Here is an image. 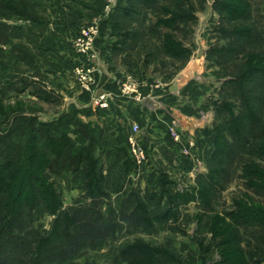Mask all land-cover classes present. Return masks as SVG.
<instances>
[{
	"label": "trees",
	"instance_id": "obj_1",
	"mask_svg": "<svg viewBox=\"0 0 264 264\" xmlns=\"http://www.w3.org/2000/svg\"><path fill=\"white\" fill-rule=\"evenodd\" d=\"M51 1L0 0V51L10 48L39 79H20L19 67L0 66V75L8 89L33 86L31 94L44 101L55 96L42 87L37 66V53L56 44L46 33ZM194 1L204 0H118L111 16L110 32L117 37L112 53L140 48L147 52L146 65L163 56L183 67L192 48L182 39L198 20ZM213 6L218 42L206 56L220 67L221 83L207 98L213 123L197 131L199 146L212 151L195 185L173 192L168 185L175 181L160 170L153 183L133 187L114 204L106 189L101 134L79 111L43 119L36 111L0 104V264H70L87 250L112 264H169L178 257L169 242L120 243V236L176 228L171 220L191 202L198 207L192 239L200 264H264V10L257 0H214ZM14 19L28 23L29 45L13 41L8 20ZM65 174L80 191L70 204L64 201ZM237 177L244 190L217 210Z\"/></svg>",
	"mask_w": 264,
	"mask_h": 264
},
{
	"label": "rangeland",
	"instance_id": "obj_2",
	"mask_svg": "<svg viewBox=\"0 0 264 264\" xmlns=\"http://www.w3.org/2000/svg\"><path fill=\"white\" fill-rule=\"evenodd\" d=\"M51 2H49L51 6L50 12L49 8L47 9V13L49 14L48 19L50 18L48 27L52 31L51 35L56 44L48 51L37 53L39 54L38 57L41 58L40 61L37 62V66L40 70L39 76L42 77V87L50 92V88H52L55 92L52 101H44L32 95L31 90L33 86L28 87L25 91L8 89L7 85H5L4 78L0 75V104L5 107L20 108L30 112L36 111L43 119L53 118L63 111L73 112L71 108L72 103H68L71 99L67 97L69 94L66 93L72 91L71 84H66V81H61L60 84L62 85H59L53 75L58 77L59 80H62V76L55 75L58 74L59 70H62L64 78L68 77L71 82L76 85L80 84V86H86L87 89L84 90L91 94L93 86L90 84L87 85V83L95 82L94 74L98 68V61H100L99 52L97 50L100 44L103 45L105 43L108 45L110 42L114 44L116 40V37H111L110 30L112 22L111 16L115 12L118 0H52ZM194 3L197 5L196 12L198 20L193 25V31L190 33V36L185 39H182V34L179 35L180 38L192 48L190 59L183 67H180L182 63H178V61L163 56H158V59H154L155 61L151 64L152 66L146 67L147 65H145L144 62L148 55H146L147 52L145 50L140 48L134 50L135 61L140 70L139 72H135V74L132 72L134 69L129 68V65L123 61L120 55L116 56L109 54L112 58L109 60L107 57H103L105 61L102 60L103 64L101 63L103 66L102 73L112 74L120 72V76L114 78V80L118 83L119 90L124 94H126L127 91L128 93L134 90L136 91L139 87L143 89V92L147 90V94L142 100L137 99V101L148 104L149 109H154L158 106L162 107L161 105L165 106L159 95L167 90L179 88L178 91L174 92L182 94L180 93L181 85L186 83L188 79H190L189 83L193 84L188 92H191L190 96H194V100H196L195 102L184 101L183 104L185 105L184 108L189 111L192 110L194 113L193 118L183 117L173 110H170V113L168 110L165 111V114L170 117V121L167 125L169 136L175 142H182L185 144V147L181 149V153L184 155L180 160L181 166H176L175 168L169 165L166 160L164 164H161L163 163V159L161 158V154L163 153L159 150L152 151L148 149L149 145L144 141V137L148 135L147 130L150 132L151 127H153L154 120L151 112H148L146 118L142 119L144 120L142 121L143 124L141 123L142 125L137 120H134L136 119L135 117H128V120L124 123L126 126L125 129L118 131V133L121 132L120 134L111 133V138L109 135V138H105V144L102 143L103 145H101L103 148H107L103 152L105 177L110 176L112 179L113 177H117V175H124L123 179L125 180L114 190L106 188L111 192L114 204H118L119 200L133 187L139 186L140 188H144L148 184V181H144V175L147 172V175L151 173L153 174L152 177L156 179L159 175V171L163 170L169 175L170 180L175 181L174 185H168V188L171 190L173 189V192H175L182 190L185 186L195 185L197 174L207 171V158L212 148L199 146L197 131L213 123L214 110L208 105L207 98L213 96L214 92L216 93V88L221 83L218 77L220 75V67L214 64L210 65L211 63L207 60L206 56L210 45L218 42V34L213 29L218 15L214 10V0H204L200 4L194 1ZM257 4L264 10V0H257ZM47 13L45 9L46 16ZM256 15H258V13H256ZM152 18V15L147 18L148 20L143 24L144 28L150 23ZM8 22L13 26L11 34L13 41L17 45L21 43L29 45V39L27 37H29L31 30L28 29V23L21 19L8 20ZM41 28L45 29V24H42ZM107 37L109 38L107 39ZM147 38H150V36ZM33 39L35 40V37ZM219 42H222V40ZM149 43H151V41ZM108 47H110V45H108ZM20 48L22 49L21 46ZM61 55L62 59L59 58ZM93 57H95L97 64H95L94 61L92 63L91 60ZM0 66L6 69L19 67L17 73L20 79L27 78L29 81V79L33 80L35 78L29 66L13 56L10 48L0 51ZM47 66L50 68L52 74H47ZM57 68L59 70H57ZM12 74L14 75V73ZM192 75L194 76L191 79L189 76ZM169 76H172L171 78L174 79L170 85L164 86L161 84L163 81H168ZM171 78L168 83L171 81ZM17 79L18 78H16V80ZM84 81H87V83ZM122 90H125V92ZM139 92L141 91L139 90ZM101 95H103L104 98ZM101 95H98L100 96L98 101H100L101 98H103L102 101H108L106 96L109 95ZM75 96H77V93ZM181 96V98H183L186 95ZM136 97H140L138 93ZM133 98L136 99L134 96ZM108 106L109 104L103 106V108ZM166 107L169 108L170 106ZM152 112H157V119H159L158 115L161 111ZM174 116L180 119V123H178L180 137L178 140L173 137L174 135L171 131V120ZM0 118L3 120V117L0 116ZM81 119L83 120V118ZM133 122H137L141 126V132L138 133V135L132 131ZM183 124L187 127L185 128ZM165 134V131H163V133H155V131H153L150 133L151 141L154 143L155 140L159 139V137L155 136H162L166 141L169 136ZM195 138L196 144L194 145L192 142L195 141ZM132 140H135L138 146L146 150L148 158L154 163L151 167H147L145 164H137L133 155ZM159 147L162 148L160 145ZM113 180H115V178H113ZM63 183L66 187L64 190V201L66 204H70L79 196L80 191L72 189L71 177L68 174L63 176ZM243 190L242 179L238 177L235 178L228 189L223 191L216 205L217 210H223L225 207H229L232 202V197L241 193ZM256 198L259 197L257 196ZM259 199L264 200L263 197ZM197 208V202H191L187 206L182 207L178 217L170 222L171 225L177 224L178 227L176 228L167 226L152 234H142L139 232L123 233L120 236L119 242L132 241L135 238H142L146 243L157 246H162L166 242H169L171 244L170 249L178 256L169 264H189V261H192V263L194 261V264H200L196 255L198 244L192 239L197 226L196 219H193L195 212H197ZM215 257L218 258L217 253ZM70 264H112V262L107 259L106 256H101L98 252L87 250L81 252Z\"/></svg>",
	"mask_w": 264,
	"mask_h": 264
},
{
	"label": "crops",
	"instance_id": "obj_3",
	"mask_svg": "<svg viewBox=\"0 0 264 264\" xmlns=\"http://www.w3.org/2000/svg\"><path fill=\"white\" fill-rule=\"evenodd\" d=\"M46 31L50 35V37L52 38L51 29L48 28V29H46ZM110 35H111V33H110ZM111 37L115 38L116 36L111 35ZM108 38L109 37H107V39ZM115 39H116L115 41H117V37ZM108 45H110V47L112 48L113 42H110ZM108 45L105 43L103 45L100 44V47L97 50L99 52L100 61H98V65H97L98 68L94 74L95 82L87 83V81H84L87 83V85L90 84L93 86V91L91 94L84 90V89H87L86 86L83 87L82 85L80 86V84L76 85V84L72 83L68 77L64 78V73H62V70L60 71L57 68V70H59L60 73L59 72H58V74L54 73L57 76L63 77L62 80H59L58 77L53 75V77L56 78V81L58 82L59 85H62V84H60L61 81H66V84L70 83L72 86V91L66 92L69 94V96H67V97H69L71 99V101L69 100V102H68V103H72L71 108L73 109V111H75V110L79 111L78 115L81 118H83L84 121H86V122L89 121V122L93 123V126L96 127L98 130V134H101V136H102L101 137V145L105 144V138L108 137V135L111 138V133H118V131H122L123 129H125L126 126L124 123L126 122V120H128L127 119L128 117L133 116L136 118L134 120H137L140 124L141 123L143 124L142 121H144V120H142V119L146 118L148 112H151L153 114L152 118L154 120L153 127H151L150 132L147 130L148 135L144 137V141L147 142V144L149 145L148 149H151L152 151L159 150L160 152L163 153V154H161V158L163 159V163L160 162L161 164H164V161L166 160V162L169 163V165H171L175 168H176V166H181L180 160L182 157H184V155H182V153H181V149H182V147H185V144L182 142H175L169 136V133L167 130V125L170 121V117H168V115L165 114V111L168 110V112L170 113V110L171 111L173 110V111L178 112L183 117L193 118L194 113L192 112V110L189 111L188 109L184 108L185 105H183L184 101H188V102H191V101L195 102L196 101V100H194V96H190L191 92H188L193 85L192 83H189L190 79H188L186 81V83L181 85L183 88L181 87L180 93H182V94L175 93L174 91L179 90V88H176L174 90H167L166 92H163L159 95L161 97L162 103L165 104V106L161 105L163 108L158 106V107H155L154 109H149L148 104H144L143 102L137 101V99L142 100V98L147 94V90H145V92H143V89L141 87H139V89H137L136 91L134 90L131 93H128V91H127L126 94H124L119 90V85L114 80V78L120 76V72H117L118 74L117 73H112V74L102 73V70H103L102 60L105 61L104 60L105 57H107L108 60L112 59L109 56V54L110 55H116V56L120 55L122 57L123 61L129 65L128 67L134 69L132 71V72H134V74H135V72L140 71L138 68L139 66H137L138 64L135 61L134 51L127 50V51L120 53V54H114V53H112V51H111L112 49L110 47H108ZM38 56H39V54H38ZM95 57H97V56H95ZM59 58L62 59V55L59 56ZM94 59L95 58H93L92 60H94ZM95 64H97L96 59H95ZM144 64H145V62H144ZM151 64H153V63H151ZM151 64H148L146 67L152 66ZM57 65H58V63H57ZM146 67H145V69H146ZM46 68H47V74H49V73L52 74L50 71V68L48 66ZM194 75L189 76V77L192 79ZM171 77L172 76L168 77V81ZM36 79H39V78L36 77ZM173 80L174 79L171 78V81L169 83H168V81H166V82L163 81V82H161V84H163L164 86L165 85L167 86V85H170V83ZM90 81H93V80H90ZM50 89H51V92L55 93L52 88H50ZM139 90L141 92H139ZM122 91L125 92V90H122ZM76 93H77V96H75ZM137 93H138V96H140L139 98L136 97ZM101 94L109 95V96H106L107 100H108L107 102L109 104V106L106 108L105 107L103 108V106L99 105L98 98L100 96H98V95H101ZM181 95H186V96L181 98L182 97ZM133 96L136 99H134ZM95 101H96V103H95ZM166 106H170V107L168 108ZM158 110L161 111V113L158 115L159 119H157V112L156 113L152 112V111H158ZM183 126L185 127L184 124H183ZM153 131H155V133H163V131H165L166 132L165 135L169 136L168 140L165 141L162 136L161 137L155 136V137H159V139L155 140V142L153 143L151 141V137H150V133H152ZM120 133H118V134H120ZM168 141H170V142H168ZM159 145L162 148H160ZM106 149L107 148H105V150ZM180 154H181V156H180ZM106 163H107V161H106ZM144 164L147 167H151V165H153L154 163L150 160V158H148ZM157 164H159V163H157ZM147 173H145L146 176L144 175V181L145 180L148 181V184L153 183L154 182L153 180H155V178L152 177L153 174L149 173V175H147ZM123 176L124 175H121V176L117 175V177L112 176L113 178H115V180H113V178L111 179L110 176H106V188L110 189V190H114L116 187H119L124 180Z\"/></svg>",
	"mask_w": 264,
	"mask_h": 264
},
{
	"label": "built area",
	"instance_id": "obj_4",
	"mask_svg": "<svg viewBox=\"0 0 264 264\" xmlns=\"http://www.w3.org/2000/svg\"><path fill=\"white\" fill-rule=\"evenodd\" d=\"M93 58H95V57H93ZM91 61L92 62L93 61L95 62V59L94 60H91ZM101 96L104 98L103 95H101ZM103 98H101V100L99 101V105L100 106H106L108 104L107 101H102ZM171 123H172V125H171V131H172V134L174 135L173 137L175 139L177 138V140H178V138L180 137V133L178 131V129H179L178 123H180V119L174 116L172 118V120H171ZM132 131L138 135V133L141 132V126H140V124L137 123V122H133V124H132ZM191 137H192V133H191ZM132 142H133V148L132 149H133L134 159L136 160L137 164L143 165L147 161V159H148L147 158L148 157L147 156V152H146V150L144 148L138 146L137 143L135 142V140H132ZM192 143L194 145L196 144V138H195V141L192 142Z\"/></svg>",
	"mask_w": 264,
	"mask_h": 264
}]
</instances>
